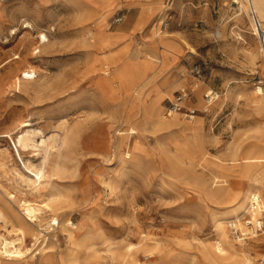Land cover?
<instances>
[{
	"label": "rangeland",
	"instance_id": "rangeland-1",
	"mask_svg": "<svg viewBox=\"0 0 264 264\" xmlns=\"http://www.w3.org/2000/svg\"><path fill=\"white\" fill-rule=\"evenodd\" d=\"M101 21L112 46L100 45ZM156 32L158 47L163 35L166 41L158 50L149 45ZM253 32L245 0H0V150L8 153L6 171H21L30 152L78 128L64 173L50 188L58 206L36 225L20 216L14 200L9 215L14 229L24 232L27 251L21 261L0 257V264H111V248L129 249L130 264H211L202 250L216 241L219 222L238 253L264 262V232L254 242L246 225L239 227L245 234L239 240L229 229L238 209L235 191L250 189L264 199V89L257 84L264 82V66ZM40 34L47 43L39 44ZM119 45L127 48L121 61L130 52L136 64L150 68L145 86L126 92L128 74H110V92L98 93L88 76L89 58ZM13 54L18 63L4 64ZM195 66L200 79L191 72ZM29 68L35 82L14 89L13 75ZM208 93L217 96L211 105L203 99ZM178 96H184L181 111L167 116ZM191 111L198 122L194 131L160 129L145 120L157 114L187 125ZM23 122L29 125L11 134ZM117 130L127 133L120 151ZM179 154L180 164L173 159ZM7 172L4 178L11 179ZM6 183L0 180L12 192ZM238 215L240 224L248 220ZM50 218L58 226L44 230Z\"/></svg>",
	"mask_w": 264,
	"mask_h": 264
},
{
	"label": "bare ground",
	"instance_id": "bare-ground-1",
	"mask_svg": "<svg viewBox=\"0 0 264 264\" xmlns=\"http://www.w3.org/2000/svg\"><path fill=\"white\" fill-rule=\"evenodd\" d=\"M245 2L247 4V9L251 13L257 14V16L259 17L262 23V27H264V0H245ZM240 8L241 9L244 8L243 4H240ZM253 31H254L253 32L254 36H256L261 43L262 40H264V34L256 30L254 27H253ZM262 32H264V30H262ZM159 34H160L159 32L158 33L156 32L154 36L149 38L150 39L149 45L157 50L159 48L162 49L166 47V41L164 35L158 41V44L160 45L159 47L153 41L155 38L156 39L158 38ZM47 42L48 41L46 39V36L40 34L39 44L42 45ZM84 43L86 44L87 41H84ZM100 45L103 46V44ZM100 45H98V47ZM182 45L189 51V54L191 55L195 54L194 50L191 47H189L187 43L183 41ZM126 49H127L126 46H120V45L110 50L100 49V51L97 53L95 57L89 58L88 76L90 79L94 81V86H95L94 90L96 92L99 93L103 91L109 93L111 88L110 76L112 75L115 77L119 73L125 75L128 74V79L126 83L128 86L126 87V92H128L130 88L133 89L134 93L137 92L136 89H139L142 92L143 85L145 84L144 77L147 75L150 68L146 65L136 64V62H134L128 56L130 52L127 53V56L124 58V61H121L122 59L119 58H122L125 55V53L127 52ZM120 55L122 56L120 57ZM19 59L20 56L18 54H13L10 59L4 62V64L10 63L9 65L13 66L16 63H18ZM262 66H264V64H262ZM130 69L132 71H129ZM35 79H36L35 72L32 69L30 68L24 69L18 71V73L13 75L11 79V84L14 89L16 88L19 90L21 84H31L35 82ZM112 92L113 91H111V93ZM159 92H161L164 95L166 93L165 90ZM110 95L111 94H109V96ZM159 98L161 99V97ZM109 99H112L111 96L109 97ZM203 99L206 105L207 104L211 105L217 100V96L215 95L214 97H212L208 93L203 95ZM138 101L141 102L140 108L142 110V107L145 105V102L143 103L142 100H140V97ZM155 117L156 118H154L153 114L152 115L148 114L145 120H150L155 126L160 127V129L164 128L166 130L169 128L180 127L179 130L194 131L198 124L197 121H194L195 117H190V118L187 117L188 120L187 125H182L181 123L178 122L176 118H173L169 122H164L159 118V115L156 114ZM28 125L29 124H27L26 122L21 123L19 127H16L15 131L12 132L11 134L24 129ZM71 127L68 128L66 131H64V133H62L61 135L53 136L48 141L47 145H45L42 149L34 150L30 152V154L25 157L24 159L25 161L22 162L21 171L16 168H11L7 172L6 171L7 169H5L4 167L3 158L8 157V153L6 152L5 149L0 150V180L4 179L5 182H8L6 183V185L7 184L10 185L12 190V192H8L6 188L0 184V257L1 258H8L7 260L15 259V261H21L25 257L24 253L27 251V249L23 250L22 247L24 244V232L19 228L14 229L12 218L9 215L10 212L9 208L11 207V203L14 202V200H17L16 207L18 208V212L20 213V216L26 222L36 225H40V223L44 221V217L42 216L43 214L50 213L54 209V207L58 206L59 199L57 195L54 194L50 188L52 186V183L56 179L60 178V176L64 173L65 168L63 166V163L66 160V156L70 144L72 143L73 138L78 136V128L75 127L71 128ZM127 131L130 133L131 128H128ZM11 134H7L5 137L9 138ZM126 134H127L126 131H121V130L116 131V135L114 138L116 139V136H118L115 143V147L118 151H120V149L123 148L122 142ZM13 150H14V156H16L17 159H21L20 154L15 146H13ZM179 151H181V153L183 154L187 152L184 146L179 147ZM110 153L112 156L114 155L112 154L114 153V151H111ZM181 158L182 156L180 154L175 155L173 157V159L176 162H179V164L181 162ZM185 160H187V164L189 166L191 164L190 156H185ZM32 163H35V166L32 167ZM247 163H253V162L248 161ZM6 172L9 173L11 179L4 178ZM20 181H24V183H28L32 187L29 189H25L23 188V185L21 184L22 182L20 183ZM233 197L236 200L235 206H237L238 209L232 211L231 213L232 218L234 219L236 218L237 222L239 223L240 219H238V216L240 217V215L238 214L242 213L241 217L244 216L248 217L247 222H257L259 220V212L254 211L252 208V201L261 202V200L259 199L258 195L255 192H252L250 189L247 190L244 189V191L243 190L235 191ZM52 220L58 221L57 218H50V220L46 222V226L43 228L44 230L49 229V225ZM217 225H218L217 239L211 246L207 247V249L203 248L202 258L206 262L208 260L211 264H254L250 259H247V257L244 254H242L241 252L238 253L236 251L235 244L229 243L227 241V237L223 229L224 224H222V222H219ZM243 225H245V223H241L238 226L240 227ZM248 236L249 239H251L252 241L258 242V239L256 238L257 233L251 232L250 234H248ZM69 239L70 240L72 239L71 235H69ZM129 251L130 250L127 248L109 249L108 252L110 254L111 264H130L132 258L130 256ZM199 261H202V259L199 258ZM73 262H75V260H73L72 263ZM259 264H264V262Z\"/></svg>",
	"mask_w": 264,
	"mask_h": 264
},
{
	"label": "built area",
	"instance_id": "built-area-1",
	"mask_svg": "<svg viewBox=\"0 0 264 264\" xmlns=\"http://www.w3.org/2000/svg\"><path fill=\"white\" fill-rule=\"evenodd\" d=\"M251 20H252V24H253V27L260 31L262 34H264V32H262V23L258 20L257 16L255 13H251ZM119 22V20H115V23ZM168 25V21L166 19L162 20L161 22V26L163 28H166ZM259 53H260V58H261V62L262 64H264V40H262V42L260 43V50H259ZM192 74L197 78V79H200L201 78V71H200V68L195 66L193 67V69L191 70ZM257 84L259 85V88H262L264 89V82L262 81H258ZM184 96H178L174 99V102L171 103L168 107V109L166 110V114L167 116H170L171 114H174V113H177V112H180L181 111V102L183 100ZM189 115L188 118L192 117V114H194L193 111L189 112ZM260 199V198H259ZM261 202H254L252 201V208L254 211H258L259 212V217L260 216H264V199H260ZM248 221V220H247ZM245 222V225L246 227H248L250 229V231L254 232V233H259V232H264V219H261L259 218V220L257 222ZM239 223L237 222V220H235L232 224L229 225V229H230V233H231V236L235 239H240L241 237H244V233H242L240 230H239ZM58 226V221L56 220H52L50 222V225H49V230H52L54 228H57Z\"/></svg>",
	"mask_w": 264,
	"mask_h": 264
},
{
	"label": "crops",
	"instance_id": "crops-1",
	"mask_svg": "<svg viewBox=\"0 0 264 264\" xmlns=\"http://www.w3.org/2000/svg\"><path fill=\"white\" fill-rule=\"evenodd\" d=\"M103 24H104L103 21L99 22L100 28L96 32L97 37L100 39L102 44L110 45V46L114 45L113 36L109 32L105 33V31L103 29Z\"/></svg>",
	"mask_w": 264,
	"mask_h": 264
}]
</instances>
